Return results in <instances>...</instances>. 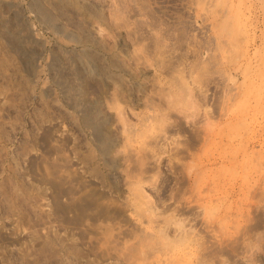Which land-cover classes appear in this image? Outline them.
<instances>
[{
    "label": "rangeland",
    "instance_id": "374dc122",
    "mask_svg": "<svg viewBox=\"0 0 264 264\" xmlns=\"http://www.w3.org/2000/svg\"><path fill=\"white\" fill-rule=\"evenodd\" d=\"M0 264H264V0H0Z\"/></svg>",
    "mask_w": 264,
    "mask_h": 264
},
{
    "label": "bare ground",
    "instance_id": "6f19581e",
    "mask_svg": "<svg viewBox=\"0 0 264 264\" xmlns=\"http://www.w3.org/2000/svg\"><path fill=\"white\" fill-rule=\"evenodd\" d=\"M106 233L108 234V231Z\"/></svg>",
    "mask_w": 264,
    "mask_h": 264
}]
</instances>
